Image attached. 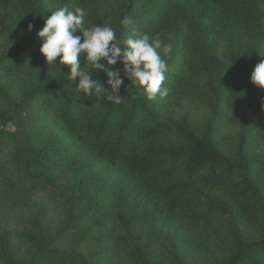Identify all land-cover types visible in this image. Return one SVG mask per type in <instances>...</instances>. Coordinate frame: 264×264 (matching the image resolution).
Segmentation results:
<instances>
[{
	"label": "trees",
	"instance_id": "16d2710c",
	"mask_svg": "<svg viewBox=\"0 0 264 264\" xmlns=\"http://www.w3.org/2000/svg\"><path fill=\"white\" fill-rule=\"evenodd\" d=\"M65 7L171 42L168 94L78 91L36 34ZM262 60L264 0H0V264H264Z\"/></svg>",
	"mask_w": 264,
	"mask_h": 264
},
{
	"label": "clouds",
	"instance_id": "9594fccd",
	"mask_svg": "<svg viewBox=\"0 0 264 264\" xmlns=\"http://www.w3.org/2000/svg\"><path fill=\"white\" fill-rule=\"evenodd\" d=\"M87 14L82 7L74 10L65 7L52 11L45 19L43 27L36 34L43 41L40 52L46 63L49 66L58 64L60 69L67 66L68 78L73 83L78 78L75 88L86 96L95 93L100 97L107 92V99L120 102L119 92L123 83L121 70L108 67L118 62L123 65L124 75L141 88L148 99H155L157 95L166 96L168 89L162 85L166 79L164 73L167 65L163 57L170 56L172 43L153 40L146 33L117 42L116 31L109 25L93 24L85 28ZM121 23L129 24L131 21L125 18ZM32 28L33 25L29 23L28 29ZM77 30L82 32V37L75 35ZM121 43L124 47L120 46ZM100 73L107 76L109 87H105L98 78ZM249 79L254 85L264 88V60L255 65Z\"/></svg>",
	"mask_w": 264,
	"mask_h": 264
}]
</instances>
